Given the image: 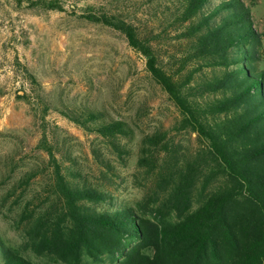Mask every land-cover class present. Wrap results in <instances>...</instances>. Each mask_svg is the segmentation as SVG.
<instances>
[{
	"label": "trees",
	"instance_id": "16d2710c",
	"mask_svg": "<svg viewBox=\"0 0 264 264\" xmlns=\"http://www.w3.org/2000/svg\"><path fill=\"white\" fill-rule=\"evenodd\" d=\"M27 1L31 7L64 11L55 0ZM175 2L176 20L189 44L177 73L165 69L131 24L105 15L83 18L124 34L177 107L181 128L197 134L203 147L180 163L162 134L144 138L139 163L149 165L159 148L168 153L156 173L155 199L113 211L96 208L113 205L112 196L68 180L47 150L62 208L32 218L25 246L36 257L55 264H83L85 258L92 264L107 259L111 264H264V68L261 34L251 14L255 0ZM189 63L194 69L182 75ZM60 113L115 149L119 138L131 135L125 122L99 112L64 108ZM0 264L36 263L0 240Z\"/></svg>",
	"mask_w": 264,
	"mask_h": 264
},
{
	"label": "rangeland",
	"instance_id": "374dc122",
	"mask_svg": "<svg viewBox=\"0 0 264 264\" xmlns=\"http://www.w3.org/2000/svg\"><path fill=\"white\" fill-rule=\"evenodd\" d=\"M55 1L64 11L31 7L27 0L20 5L0 0V240L36 264H55L25 246L32 218L43 212L55 215L62 208L54 162L74 184L112 196L113 205H96L98 210L136 209L155 199L156 173L168 154L159 148L149 165L139 163L144 138L162 134L180 163L194 158L204 145L197 134L181 128L177 107L124 34L83 18L105 15L131 24L165 69L177 73L189 44L176 20L175 0ZM251 14L261 34L264 68V0H255ZM194 67L187 64L181 74ZM64 108L125 122L131 135L119 138L115 149L64 117ZM219 185L220 180L210 189ZM83 264L92 263L85 258ZM105 264L111 263L107 259Z\"/></svg>",
	"mask_w": 264,
	"mask_h": 264
}]
</instances>
